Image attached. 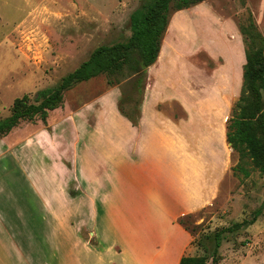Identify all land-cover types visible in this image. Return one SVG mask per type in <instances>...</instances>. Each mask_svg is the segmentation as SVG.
<instances>
[{
	"label": "rangeland",
	"instance_id": "374dc122",
	"mask_svg": "<svg viewBox=\"0 0 264 264\" xmlns=\"http://www.w3.org/2000/svg\"><path fill=\"white\" fill-rule=\"evenodd\" d=\"M148 1L151 0H0V119L9 116L15 98L27 95L33 102L37 91L56 86L97 47L126 42L131 35L130 14ZM250 22L264 38V0H205L188 9L173 11L159 54V60L170 57L177 61L164 65L174 84L164 91L167 100H181L199 110H207L219 101L214 110H223V118L228 119L242 85L238 72L240 54L244 55L245 47L239 25L247 26ZM169 46H175L176 52L168 55ZM228 72L231 83L223 89L224 80H220L219 73ZM126 74V69L121 74L102 73L74 84L64 92L62 105L48 113L45 123L39 118L21 121L2 142L6 146H20L27 152L23 157L30 160L31 137L37 131H50L52 124L68 118L72 111L113 87L108 85L109 79H119L118 87H121ZM190 82L194 83L193 93ZM216 87L221 88L220 95H216ZM202 100L206 102L200 106ZM173 105L166 103L165 110L168 113L174 108L178 110V105ZM95 118L107 122L110 111L105 110V115ZM72 133L68 129L65 139L73 137ZM227 148L223 159L230 169L218 199L185 220L192 237V251L188 256H206L210 264L216 230L248 221L256 214L251 224L224 233L216 264H264V172L255 169L248 158L240 159L229 144ZM5 157L8 156L0 157V187L9 200L15 188L11 177L17 172L18 201L15 208L13 204L17 221H13L23 234L24 250L28 245V251L38 252L35 264H109L107 257L99 258L83 249L87 242L97 246L84 228L77 227L76 240L72 233L68 236L63 226L56 223L53 228L46 205L32 192L30 174L24 172L19 179V163L15 166L13 160ZM238 165L248 176L236 168ZM42 182L45 184V180ZM75 188L71 184L68 190L73 194ZM0 211L4 212L1 208Z\"/></svg>",
	"mask_w": 264,
	"mask_h": 264
},
{
	"label": "crops",
	"instance_id": "0c3cea01",
	"mask_svg": "<svg viewBox=\"0 0 264 264\" xmlns=\"http://www.w3.org/2000/svg\"><path fill=\"white\" fill-rule=\"evenodd\" d=\"M163 46L161 42L156 61L146 69L137 125L120 112L121 90L116 85L52 124L50 131H37L31 137L30 160L23 157L27 152L20 146H6L0 139V157L7 155L15 166L19 163V179L24 172L30 174L32 192L46 205L53 228L56 223L63 226L74 240L77 227L84 228L97 246L89 242L80 246L99 258L107 257L109 264H178L192 251V237L178 219L213 205L230 169L223 159L228 150L227 119L223 110H214L220 102L199 110L181 100H167L164 91L174 84L164 65L177 61L159 60ZM166 51L176 52L175 46ZM240 58L242 78L243 52ZM229 72L219 73L223 89L231 83ZM219 88H214L216 95ZM168 102L177 104L178 110L168 113ZM105 110L110 111V120L97 121L95 116L105 115ZM68 129L73 132L70 140L65 139ZM14 173L9 200L0 187L4 210L0 264H35L39 254L28 251V245L24 250L23 234L15 222ZM71 184L77 186L73 194L68 190Z\"/></svg>",
	"mask_w": 264,
	"mask_h": 264
},
{
	"label": "trees",
	"instance_id": "16d2710c",
	"mask_svg": "<svg viewBox=\"0 0 264 264\" xmlns=\"http://www.w3.org/2000/svg\"><path fill=\"white\" fill-rule=\"evenodd\" d=\"M205 0H151L135 9L129 16L131 35L124 43L102 45L92 51L89 57L75 70L61 78L52 87L36 92L33 102L27 95L15 98L9 116L0 119V139L5 137L21 121L39 118L45 123L48 113L63 103L64 92L76 83L88 81L102 73L121 74L126 69L125 83L120 87L121 98L118 108L132 125L138 123V105L146 78V69L157 57L161 41L168 26L170 14L195 6ZM244 41L245 63L242 67L240 95L231 107L226 122V141L239 153L240 159L248 158L255 169L264 172V38L257 26L240 24ZM119 79H109L108 85H119ZM137 98L134 99V97ZM248 176V172L236 166ZM256 215V214H255ZM248 221L235 222L230 227L220 228L213 235V255L210 264H216L218 248L224 233H232ZM192 215L178 219L185 230V220ZM206 256H182L178 264H207Z\"/></svg>",
	"mask_w": 264,
	"mask_h": 264
}]
</instances>
